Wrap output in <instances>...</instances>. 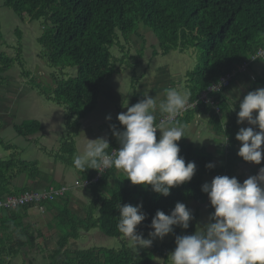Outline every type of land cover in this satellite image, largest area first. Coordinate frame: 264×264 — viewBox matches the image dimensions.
<instances>
[{
	"label": "trees",
	"instance_id": "1",
	"mask_svg": "<svg viewBox=\"0 0 264 264\" xmlns=\"http://www.w3.org/2000/svg\"><path fill=\"white\" fill-rule=\"evenodd\" d=\"M3 7L13 10L24 24L42 21L43 32L38 43L44 49L43 56L50 64L61 67L63 75L67 69L75 70L74 74L69 72L68 78L57 79V86L52 93L40 90L49 101L63 105L68 110L67 143L60 149L59 157L54 156V151L52 154L47 153L55 157L60 165L75 167L79 176L74 182H78L79 190L90 189L94 197L84 208V214L79 213L80 216L75 212L87 202L84 195L76 202V208V193L73 199L71 197L76 192L73 187L70 188L72 184L51 182L43 200L3 207L0 210V264L6 262L7 256L17 257L21 253L28 256L26 259L24 254L22 256L25 264H34L39 253L43 255V261H48L46 264H161L157 261L158 257L163 259V264H169V254L176 247V236L193 234L198 224L203 227L214 212L208 195L202 192V185L208 182L206 177H235L239 163H250L237 155L241 143L236 140V134L243 124L237 123L238 116L231 110L233 106L240 110L236 96L239 93L230 90L240 89L242 98L245 87H240L237 82V78L242 76L250 79L246 81L250 82L246 86L251 91L264 86V58L258 56L259 50L264 49V0H0V12ZM140 25L153 33V38L159 42V49L165 55L171 51L183 54L192 51L197 56V64L187 74V93L190 94L189 102L199 100V107L175 118V122L186 126L187 137L178 141L180 155L186 162L196 164V172L190 182L172 188L167 197L155 193L150 185H133L127 179V174L122 170L119 176L121 169L114 166L103 167L98 162L97 165H87L85 169L77 168L74 162L66 159L68 156L65 154L78 152L75 137L81 131L82 122L96 109L105 82L124 64L125 57L118 59L112 50L128 34H139ZM16 32L22 36L19 29ZM158 53L156 51L155 55ZM15 65L24 69L22 53L10 57L0 52V83L11 84L4 75ZM23 71V77L29 79L30 73ZM29 80L34 82L30 86L31 91L42 88L34 78ZM136 81L135 78L132 84L136 90L134 97L139 95ZM203 96L210 97L212 103L200 101ZM154 115L157 124L165 121L167 116L162 112H155ZM205 117L210 120L209 127L215 131L217 138L213 137L206 141L204 147H198L195 143L202 138L188 134L187 127L197 125V119L205 121ZM13 127L18 137L29 143H36V139L31 142V138L44 132L39 121L27 120L15 123ZM115 129L125 130L117 118ZM257 130L260 131L258 126ZM160 134V131L156 133L157 140ZM106 135L110 146L106 151L111 154L112 149L120 148L111 124ZM3 140L0 136V145L6 149L14 147V144H5ZM59 146L60 142L52 149ZM12 151L8 160L0 157L2 202L9 198L20 199L24 193L39 190L33 186L36 181L31 179L27 184H20V172H28L35 178L44 175L39 166L40 161L29 162L23 159L24 152L17 148ZM215 161H219V164ZM209 163L214 164V168H207ZM14 166L20 172H15ZM235 178L240 183L247 179L240 176ZM43 179H48V176ZM58 201L64 203L61 210L56 208ZM177 202L184 203L191 210L193 219L186 234H182L181 227L174 226L175 238L170 243L153 242L151 247L139 251L125 243L117 249L96 246L73 249L70 246L72 240L81 238L82 232L87 235L94 229H99L107 237H125L117 227L118 208L123 204H142L146 219L137 226L136 231L146 238L154 230L150 225L157 210L170 214ZM72 204L76 209L69 208ZM205 205H208L207 209ZM195 207H198L196 211ZM31 210L51 214L44 232L30 222ZM53 221H57L56 227L52 225ZM51 229H55V232L52 237H48Z\"/></svg>",
	"mask_w": 264,
	"mask_h": 264
},
{
	"label": "clouds",
	"instance_id": "2",
	"mask_svg": "<svg viewBox=\"0 0 264 264\" xmlns=\"http://www.w3.org/2000/svg\"><path fill=\"white\" fill-rule=\"evenodd\" d=\"M189 99L187 92L166 89L159 110L167 117L160 124L155 122L154 115L157 101L149 94L130 107L128 103L123 105L127 111L118 114L117 119L125 130L118 131L112 126L120 148L112 149L109 154L107 140L86 138L74 159L75 166L85 169L98 162L105 167L114 166L122 169L133 185H150L155 193L167 197L172 188L190 182L196 172V164L186 162L180 155L178 141L187 137L186 126L175 122L188 106ZM239 109L237 123L247 121L249 125L258 126L260 131H254L253 127L240 128L236 134V140L241 143L237 155L259 165L264 159V88L248 92ZM254 112L257 113L255 117ZM106 119L111 120V116ZM227 140L226 136L225 143ZM206 167L212 169L214 164ZM202 192L208 195L214 212L209 222L197 227L193 234L176 236V247L168 257L170 264H264V167L243 183L235 177L217 175L210 183L202 185ZM118 210V230L137 251L151 247L154 239L162 240L173 233L174 226L188 229L193 219L191 210L177 202L170 214L157 210L150 225L154 231L148 233L150 238H144L136 231L146 219L142 204H123Z\"/></svg>",
	"mask_w": 264,
	"mask_h": 264
},
{
	"label": "rangeland",
	"instance_id": "3",
	"mask_svg": "<svg viewBox=\"0 0 264 264\" xmlns=\"http://www.w3.org/2000/svg\"><path fill=\"white\" fill-rule=\"evenodd\" d=\"M0 20L2 23L0 52H4L10 57H15L18 55V53H22L25 63L24 69H22L19 65H15L4 75L5 79L11 82V84L4 83L0 85V120L2 121L3 119H6L8 114H10L16 117V123L18 124L27 120L39 121L43 125L44 131L48 130L53 137L59 131L58 137L60 138V146L55 150L50 147H46V151L49 154H52L54 151V156L56 157V155H58L59 157V154H61L60 149L63 148V144L67 143L65 139L68 136L66 130L68 110L63 105L60 106L54 101H49L45 95L40 92V90L46 93H52L57 86V79L68 78L70 76L69 72L74 74L75 70L67 69L68 71H65L66 74L63 75L61 67H56L50 64L48 59L43 56L44 49L38 43V38L43 32L42 21L24 24L19 20L18 16L13 10L6 7H3L0 12ZM139 28H141L139 34H128L126 39H120V45L114 47L112 50L113 54L116 52L118 59L125 57L124 64L111 78L105 82L98 99L96 109L82 122V126L80 128L81 131L75 137L78 152L73 155L70 153H65L68 156L66 159L69 161L74 162V159L80 153L83 144L86 143V138L89 140L107 139L106 133L108 131V126H110V124L115 126V120L119 113V109H121V112L127 111V108H125L123 105L128 103V106L130 107L144 99L145 95L149 94L157 101V109L155 112L158 114L160 113L159 104L165 99L166 89L175 88L181 93L188 91L187 74L189 71L193 70L197 64L196 53L190 51L183 54L179 51H171L169 54L165 55L164 52L159 49V42L153 38V33L148 29H144L145 27L143 25H140ZM17 29L21 31L22 36L16 32ZM156 51L159 52L157 55H155ZM23 70L29 72L31 75L30 78H34L35 82L37 81L42 85V88L31 91L32 89L30 86H32L34 82L29 80L30 78L28 75L26 77L29 79L23 77ZM250 75L252 79H254V75L252 73ZM135 78L137 80L136 83H138L137 91L139 92V95L135 96L137 99L134 97L136 90L132 88L133 80ZM181 79L183 81H180ZM249 80L250 79H248L246 76L237 78V82L240 84V87L243 88L250 84V82H246ZM260 88H264V86ZM209 90L210 87L207 89V91ZM250 91V88L245 89L246 94ZM230 92L239 93V95L236 94L238 98L237 107H239V104L242 100L240 97L242 91H240V89L236 90L232 88ZM200 101L205 102L206 104L212 103V99L205 96L201 97ZM198 107L199 100L197 102H189L186 109L178 116L182 117L185 112L195 110ZM238 111L239 110L237 108L234 109V113L236 115ZM109 115L111 116V120L106 119V117ZM203 119L205 121L197 119L198 124L192 125V128H197V137H199V139L202 138L201 141H198L199 139H195V141H198L195 143V145L198 147H204L206 141L217 136L214 133L215 131L209 127L210 120L206 117ZM1 121L0 129L2 123L4 124V121ZM242 127H253L254 131H258L257 126L249 125L247 121L243 123ZM157 132H159V130ZM203 133L206 134L202 135ZM4 135L6 136L3 140L5 144L10 143L20 146L23 142V139H20L21 143L17 140H13L11 131L4 133ZM240 147L241 144L239 145V148ZM6 150L7 149L4 145H0L1 153L5 154V156L2 158L8 160L9 153ZM36 157H41L40 159H45V157H47L49 158L50 163L53 161L51 156H47L45 154L43 155L41 151L35 150L33 148L26 150L25 154L23 155V159L29 162L33 161V159ZM215 162L219 164V161ZM60 166L62 169L56 171L54 175L51 174L50 181L52 183L62 184L65 183V180H70L73 182L78 178L79 174H76L75 167L68 165L66 166V164H64V166ZM262 167H264V159H262L259 165L251 162L239 163L234 176H240L241 178L255 176L259 173V170ZM30 168H32L31 165ZM65 169H67L66 172ZM121 172H123L122 169L119 171V176H121ZM61 174L62 179L60 180ZM32 177L35 178L30 173H28V177L20 179L19 182L21 183L26 180H30ZM206 180L211 182L212 178L206 177ZM111 182H113V179ZM78 186V182H74L70 188L73 187L77 192L80 191V193H82L87 199V202L83 204L82 209L78 208L79 210L75 213L84 214L83 210L91 203L94 197V192L90 189L79 190ZM75 193L76 192L71 195L72 199L75 197ZM26 195L33 196L30 201H41L46 197V189L38 190L34 193H24L22 197ZM22 200L27 201L26 199ZM79 204L82 205V203ZM190 204H194V202H190ZM63 207L64 203L61 201L56 203V208H60L61 210ZM69 208L76 209L74 206ZM205 208L207 209L208 205H205ZM197 209L198 207H195L194 211ZM42 210L44 211V209ZM30 212H33L31 215V221H35L37 218L41 220V222H37V224L39 225V230L44 232L48 224L47 220L51 218V214L48 212H40L39 210H31ZM57 221L51 222L54 227L57 226ZM190 224L191 221L189 222V225ZM197 227H201V224L199 223ZM186 231L187 229L181 228L182 234H186ZM54 232L55 229H51L48 232V237H52ZM146 238H150L148 234L146 235ZM174 238L175 232L173 231V233L165 236L162 240L157 238L154 239L153 242L157 244L170 243ZM124 243L130 246V243L126 237L111 238L107 237L99 229H94L87 235L82 232L81 238L78 240H72L70 246L73 249H86L95 246L117 249L121 248ZM53 244L55 245V242H53ZM42 256L43 255L41 253L37 254V260L34 258V261L36 260L34 264L48 263V261L42 260ZM157 261L161 264L164 263L163 259L159 257Z\"/></svg>",
	"mask_w": 264,
	"mask_h": 264
},
{
	"label": "crops",
	"instance_id": "4",
	"mask_svg": "<svg viewBox=\"0 0 264 264\" xmlns=\"http://www.w3.org/2000/svg\"><path fill=\"white\" fill-rule=\"evenodd\" d=\"M4 83H0V85H2ZM8 84V83H7ZM15 84V83H14ZM9 86V85H8ZM246 88H250L249 86H245L244 88V92L242 94V98L247 95L245 93V89ZM1 96V94H0ZM11 116V117H10ZM1 121V120H0ZM2 121H4V124L2 123L1 125V129H0V135L2 136V138L4 139L6 136L4 135V133L6 132H9L11 131L12 132V136H13V140H17V141H21L20 139H23L22 143L20 146H16L14 145V147H11L10 149H7L6 151H8L9 153V156H11V154H13L12 150L13 149H18L22 152H24L22 154V157L23 155L25 154L26 150H29L31 148L35 149V150H39L43 153V155H47V156H50L47 151H46V147H50V148H53L56 144L58 145L59 142H60V138L58 137V132L57 134L53 137L50 132L47 130V131H44V132H41L40 134L36 135L34 138H31V142L33 139H36V143H29L28 141H26L24 138H21V137H18V135L16 134L15 132V129L13 127L14 125V122L16 123V117L15 116H12L10 114H8L7 118L6 119H3ZM1 121V122H2ZM196 132H197V128H192V125H189L187 127V133L188 134H192V135H196ZM12 149V150H11ZM5 154L4 153H1L0 151V157H4ZM41 157H36L35 159L33 160H37V161H40V169L41 171L44 173V175L40 178H31V180H34L36 181L35 184L33 186H36L37 188H39V190H43V189H47L50 185H51V181H50V177H51V174H55L56 171H58L59 169H62L61 166L59 165V163L56 162V158L55 157H51L53 159V161L50 163L49 162V158L45 157V159H40ZM14 171L15 172H18L19 171V168H17L16 166L13 167ZM50 171V172H49ZM20 172V171H19ZM48 176V179H43V177H47ZM28 177V172H20L19 174V178L18 180L20 179H23V178H27ZM62 179V174H61V177H60V180ZM74 182V181H73ZM72 181L70 180H65V183L63 184H66V185H70L73 183ZM20 183V182H19ZM29 183V180H26L24 182H21L20 184L24 185V184H27ZM12 186V185H11ZM12 188L14 189V187L12 186ZM83 194L80 193V192H77L76 191V201L74 202L75 203V207L77 208L76 206V202L79 200H81ZM73 206V204H72ZM46 211H49L51 212L50 210H46ZM33 214V212H29V219H30V222L36 227V228H39V225L37 224V222H41V220L39 218H37L35 221H31V215ZM50 219V218H49ZM43 241V240H41ZM0 244H2V242L0 241ZM24 253L18 255L17 257H11V256H7L5 258L6 262H4L3 264H25L26 262H24L22 259V256H23ZM24 257L25 259L28 258L27 254H24Z\"/></svg>",
	"mask_w": 264,
	"mask_h": 264
},
{
	"label": "built area",
	"instance_id": "5",
	"mask_svg": "<svg viewBox=\"0 0 264 264\" xmlns=\"http://www.w3.org/2000/svg\"><path fill=\"white\" fill-rule=\"evenodd\" d=\"M103 167H105V166H103ZM33 198V196L32 195H26V196H23L22 198H20V199H17V198H10V199H8L7 201H5V202H2V201H0V210L3 208V207H8L9 205H12V206H15L16 204H18V203H22V202H24L22 199H26L27 201L26 202H29L31 199ZM25 202V203H26Z\"/></svg>",
	"mask_w": 264,
	"mask_h": 264
},
{
	"label": "bare ground",
	"instance_id": "6",
	"mask_svg": "<svg viewBox=\"0 0 264 264\" xmlns=\"http://www.w3.org/2000/svg\"><path fill=\"white\" fill-rule=\"evenodd\" d=\"M258 56L264 58V49H260L258 52ZM240 80V79H239ZM256 80V79H255Z\"/></svg>",
	"mask_w": 264,
	"mask_h": 264
}]
</instances>
